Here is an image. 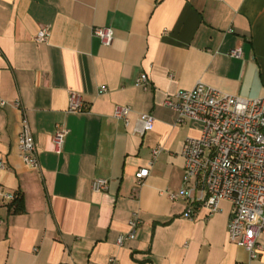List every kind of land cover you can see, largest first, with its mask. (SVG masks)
I'll list each match as a JSON object with an SVG mask.
<instances>
[{
    "label": "crops",
    "instance_id": "0c3cea01",
    "mask_svg": "<svg viewBox=\"0 0 264 264\" xmlns=\"http://www.w3.org/2000/svg\"><path fill=\"white\" fill-rule=\"evenodd\" d=\"M95 27L113 29L111 45ZM42 28L46 42L36 40ZM142 73L146 87L137 84ZM198 80L264 98V0H0V188L23 195L21 212L0 204V264H264V236L253 259L229 241L230 201L188 218L187 202L168 195L183 185L184 141L202 123L177 124L164 100ZM73 91L82 112L68 111ZM121 105L132 108L128 126L113 116ZM139 113L155 118L143 135L133 131ZM24 115L40 169L19 152ZM57 124L68 130L60 154ZM97 178L107 190H92ZM189 186L205 196L200 178ZM135 212L138 235L118 246Z\"/></svg>",
    "mask_w": 264,
    "mask_h": 264
},
{
    "label": "built area",
    "instance_id": "2783aa9c",
    "mask_svg": "<svg viewBox=\"0 0 264 264\" xmlns=\"http://www.w3.org/2000/svg\"><path fill=\"white\" fill-rule=\"evenodd\" d=\"M94 36L103 45L109 46L114 39L110 27H95ZM49 33L40 29L36 40L46 42ZM238 49L231 51L232 56H240ZM148 75L142 73L137 84L146 87ZM107 91L101 86L99 93ZM6 104V101H1ZM20 106L19 100L14 102ZM164 106L177 113V124L189 120L202 123L198 137H187L184 141L182 156L185 161L183 185L178 192H170V199H184L187 202L185 217L194 218L200 208H205L208 216L220 209L224 200L232 203L233 209L228 223L227 236L230 242L245 249L249 259H253L261 250L259 236H264V98H245L222 91L210 84L198 80L191 89H181L166 96ZM85 106L78 92L69 95V112H82ZM131 106L115 107L114 118L130 124ZM155 118L149 113H139L133 128L134 133L143 135L153 128ZM53 137L55 152H62L68 130L63 124L56 125ZM18 148L24 163L33 169H40V161L34 136L27 117L21 121ZM163 147L152 149V159L148 166L140 168L136 174L137 186L150 174V169ZM5 163L0 161V169ZM201 179L205 196H193L190 183ZM109 181L97 178L92 181L93 191H105ZM16 194L0 188V204L12 202ZM2 219L0 218V224ZM142 219L137 212L129 221V230L117 238L116 244L123 246L138 235ZM115 259L112 258L111 261Z\"/></svg>",
    "mask_w": 264,
    "mask_h": 264
},
{
    "label": "trees",
    "instance_id": "16d2710c",
    "mask_svg": "<svg viewBox=\"0 0 264 264\" xmlns=\"http://www.w3.org/2000/svg\"><path fill=\"white\" fill-rule=\"evenodd\" d=\"M10 208L13 207L14 212H21L23 211V195L20 194H16L15 199L10 202Z\"/></svg>",
    "mask_w": 264,
    "mask_h": 264
}]
</instances>
